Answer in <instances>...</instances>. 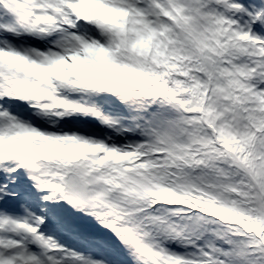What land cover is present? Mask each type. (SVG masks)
Masks as SVG:
<instances>
[{"label":"snow or ice","instance_id":"snow-or-ice-1","mask_svg":"<svg viewBox=\"0 0 264 264\" xmlns=\"http://www.w3.org/2000/svg\"><path fill=\"white\" fill-rule=\"evenodd\" d=\"M0 264H264V0H0Z\"/></svg>","mask_w":264,"mask_h":264}]
</instances>
